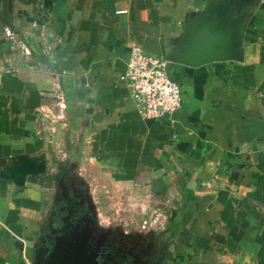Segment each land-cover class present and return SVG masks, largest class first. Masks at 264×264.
I'll return each mask as SVG.
<instances>
[{"label": "crops", "instance_id": "0c3cea01", "mask_svg": "<svg viewBox=\"0 0 264 264\" xmlns=\"http://www.w3.org/2000/svg\"><path fill=\"white\" fill-rule=\"evenodd\" d=\"M133 48L173 57L172 119H145L131 99ZM189 52L222 59L191 66ZM50 162L78 177L57 201L76 206L87 239L39 258L59 187ZM99 190L137 201L147 235L101 224ZM123 252L264 264V0H0V264H115L99 256Z\"/></svg>", "mask_w": 264, "mask_h": 264}, {"label": "rangeland", "instance_id": "374dc122", "mask_svg": "<svg viewBox=\"0 0 264 264\" xmlns=\"http://www.w3.org/2000/svg\"><path fill=\"white\" fill-rule=\"evenodd\" d=\"M50 163V178H52L54 182V180L56 181V178L58 177L57 183L59 187L52 188L49 193V197L51 198V201L53 203L49 205L48 213L52 217V220L50 221L51 225L48 236H45L44 240L40 243V247L37 252L39 258L46 257L47 252L56 255L58 246L62 244L63 238L70 244H72L74 240H77L79 244H83V242L87 239L86 227H79L77 222L74 221V217L72 214L74 213L73 210L76 208V206L67 204L66 201L65 203H63V199L60 200L61 203L57 201L58 197L65 198L67 200L76 196L73 190V182L76 181L78 177L70 170H66V174H60L61 167L57 166L54 162ZM104 196H106L109 201L107 202V205H98L100 209L98 212L102 215L101 224L111 226L113 229H127L130 233L129 239L131 241H135L136 239V237H133L135 236L134 234L143 232L145 233V236L147 235V228L149 227L147 226V221L145 220L146 222H144V226H142L143 222L135 219L136 216L139 215L138 213H136L137 201L132 200L127 204V201H125L123 198H119V194L116 195V193H113V198L110 199L111 192H106L105 190H99L96 192V198ZM159 208L160 209L158 211L160 213V216L156 219L157 221L155 222L154 227L155 234L159 235L158 237H156V239H159L163 242L168 240V229L170 228V226L169 222H167V219L164 216H166L169 209L168 206L163 205ZM127 211L130 212V214L128 215L130 219H127L126 217ZM145 214H147V211L145 212ZM62 231L64 234L62 233ZM145 238L147 239V237ZM46 249L47 252L45 253ZM99 257H111L116 262L115 264H125L124 262L126 261L129 264H134L133 260H136V254L130 252L116 254L101 253Z\"/></svg>", "mask_w": 264, "mask_h": 264}, {"label": "built area", "instance_id": "2783aa9c", "mask_svg": "<svg viewBox=\"0 0 264 264\" xmlns=\"http://www.w3.org/2000/svg\"><path fill=\"white\" fill-rule=\"evenodd\" d=\"M173 61L133 48L122 81L143 118L172 119L181 111V84L171 75Z\"/></svg>", "mask_w": 264, "mask_h": 264}, {"label": "water", "instance_id": "95a60500", "mask_svg": "<svg viewBox=\"0 0 264 264\" xmlns=\"http://www.w3.org/2000/svg\"><path fill=\"white\" fill-rule=\"evenodd\" d=\"M174 55L178 58V52H175ZM172 58L173 57H171L170 59ZM180 59H181V62L184 64L191 65V66H198L200 64L207 63V62L219 61L222 59V57L218 53L216 54L208 53L204 56H200L199 58L196 54L189 52L188 54H186Z\"/></svg>", "mask_w": 264, "mask_h": 264}]
</instances>
